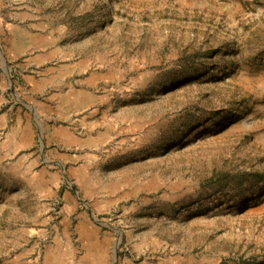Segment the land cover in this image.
Instances as JSON below:
<instances>
[{
  "label": "rangeland",
  "instance_id": "1",
  "mask_svg": "<svg viewBox=\"0 0 264 264\" xmlns=\"http://www.w3.org/2000/svg\"><path fill=\"white\" fill-rule=\"evenodd\" d=\"M0 264H264V0H0Z\"/></svg>",
  "mask_w": 264,
  "mask_h": 264
},
{
  "label": "crops",
  "instance_id": "2",
  "mask_svg": "<svg viewBox=\"0 0 264 264\" xmlns=\"http://www.w3.org/2000/svg\"><path fill=\"white\" fill-rule=\"evenodd\" d=\"M71 97H73V96H69V99H70ZM73 99H74V98H73ZM70 101H72V99H70Z\"/></svg>",
  "mask_w": 264,
  "mask_h": 264
}]
</instances>
